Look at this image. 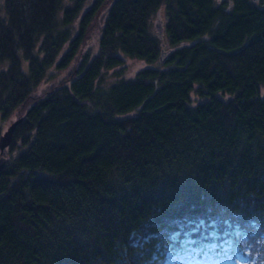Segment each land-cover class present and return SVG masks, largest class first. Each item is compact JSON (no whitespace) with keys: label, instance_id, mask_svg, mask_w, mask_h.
<instances>
[{"label":"trees","instance_id":"16d2710c","mask_svg":"<svg viewBox=\"0 0 264 264\" xmlns=\"http://www.w3.org/2000/svg\"><path fill=\"white\" fill-rule=\"evenodd\" d=\"M30 107L0 264H165L186 241L264 264V0H1L0 135Z\"/></svg>","mask_w":264,"mask_h":264},{"label":"rangeland","instance_id":"374dc122","mask_svg":"<svg viewBox=\"0 0 264 264\" xmlns=\"http://www.w3.org/2000/svg\"><path fill=\"white\" fill-rule=\"evenodd\" d=\"M1 2V0H0ZM98 36V29L95 28L91 33L89 40L83 46V54L86 52L96 53V41ZM143 62L136 59H127L123 66L124 71L122 76L126 79L132 78L135 73L142 68ZM121 76V77H122ZM105 81H112L115 79L113 71H108L105 75ZM14 116L8 121L11 122ZM186 241L182 244L180 250L176 253L168 254L165 264H245L247 258L238 252H232L231 245L227 241L220 243L208 242L204 247L196 246ZM218 251V252H217Z\"/></svg>","mask_w":264,"mask_h":264},{"label":"water","instance_id":"95a60500","mask_svg":"<svg viewBox=\"0 0 264 264\" xmlns=\"http://www.w3.org/2000/svg\"><path fill=\"white\" fill-rule=\"evenodd\" d=\"M156 28L159 32V35L162 34L163 27L161 26L160 23H156ZM151 97L147 98L144 102L143 105L147 104L148 101H150ZM30 107L28 110H26L21 116L14 118L10 123H8L5 127L4 130L2 131L0 135V174L1 172L5 169L8 158L4 155L5 150L9 147L11 144L14 133L16 128L23 123L24 121L27 120L28 115L31 111Z\"/></svg>","mask_w":264,"mask_h":264}]
</instances>
